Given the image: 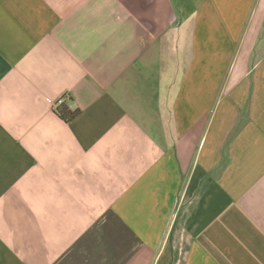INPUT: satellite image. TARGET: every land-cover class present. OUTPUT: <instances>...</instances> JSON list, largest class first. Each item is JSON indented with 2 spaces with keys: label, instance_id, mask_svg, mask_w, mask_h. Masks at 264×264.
<instances>
[{
  "label": "crops",
  "instance_id": "crops-1",
  "mask_svg": "<svg viewBox=\"0 0 264 264\" xmlns=\"http://www.w3.org/2000/svg\"><path fill=\"white\" fill-rule=\"evenodd\" d=\"M0 264H264V0H0Z\"/></svg>",
  "mask_w": 264,
  "mask_h": 264
},
{
  "label": "trees",
  "instance_id": "trees-1",
  "mask_svg": "<svg viewBox=\"0 0 264 264\" xmlns=\"http://www.w3.org/2000/svg\"><path fill=\"white\" fill-rule=\"evenodd\" d=\"M58 113L64 118V120L69 121L73 116H75V114L78 113V110L72 111V110L64 109L61 106L58 108Z\"/></svg>",
  "mask_w": 264,
  "mask_h": 264
},
{
  "label": "built area",
  "instance_id": "built-area-1",
  "mask_svg": "<svg viewBox=\"0 0 264 264\" xmlns=\"http://www.w3.org/2000/svg\"><path fill=\"white\" fill-rule=\"evenodd\" d=\"M67 97V94L65 95H61L60 97L56 98L54 101H53V105H54V108H59L63 103H64V99Z\"/></svg>",
  "mask_w": 264,
  "mask_h": 264
}]
</instances>
